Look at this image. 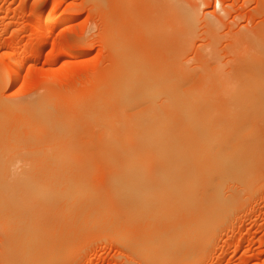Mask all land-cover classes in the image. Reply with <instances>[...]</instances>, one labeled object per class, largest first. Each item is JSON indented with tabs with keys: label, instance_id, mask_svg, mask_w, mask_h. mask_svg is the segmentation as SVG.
Returning a JSON list of instances; mask_svg holds the SVG:
<instances>
[{
	"label": "bare ground",
	"instance_id": "obj_1",
	"mask_svg": "<svg viewBox=\"0 0 264 264\" xmlns=\"http://www.w3.org/2000/svg\"><path fill=\"white\" fill-rule=\"evenodd\" d=\"M174 2L118 0L113 12L115 27L111 29L114 30L110 35L112 39L109 38L114 65L106 72L110 79L114 77L107 83L116 80L114 85L112 83L116 87L99 97L98 104L88 102L83 110L81 107L74 111L68 109V112L57 106L54 113L47 103L34 102L37 105L34 107L31 100L33 107H29L34 112L25 109L21 114L18 108L23 109L22 103L9 104L0 97V132L4 133L6 126L11 128L21 122L29 130L32 128L31 136L25 130V134L29 132L27 140L19 135L23 131L16 126L19 134L15 130L13 133L23 140L20 145L25 142L20 152L26 147L35 159L31 160L30 155L27 160L26 156L23 166L21 160L20 167L12 169L13 158L10 157L16 151L0 153V261L3 264H59L57 259L63 244L75 236L78 225L102 220L111 221L112 229L124 232L127 241L135 246L132 251L149 264H168L166 261L179 253L193 246L198 248L201 242L207 243L208 237L203 241L198 239L209 234L212 222L221 213L235 209L233 207L243 197L242 192L254 183L264 160V92L248 89L254 100L250 105L236 103L242 97L233 98L234 95L220 99L219 88L235 89L238 85L220 80L223 71L220 67V70L215 69L221 65L217 63L219 57L218 60L213 57L216 61L210 63L213 58L209 55L217 51L215 39L214 44L210 42L214 51L208 45L210 52L205 48L206 51L199 54L208 69L201 64V70L196 66L197 72L192 68L190 71L183 57L192 44L187 45L181 38L190 31L198 13L188 0ZM261 31L256 41L258 48L253 43L259 56L252 57L246 65L248 72L258 77L256 83L252 80L247 85L250 88L253 83L254 86L260 83V88L264 85V29ZM257 32L245 36L252 38ZM216 53L212 56L217 57ZM19 60L18 55L11 60L15 82L20 77ZM209 64L213 65L212 70ZM240 69L245 70L242 66ZM235 74L232 72V79L236 78ZM43 95L46 94L40 96ZM220 101L225 103H218ZM26 104L28 102L22 105ZM86 106L92 108L90 114L84 111L88 110ZM80 110L86 112L85 118L88 114V123ZM83 118L90 127L101 128L96 143L100 149L96 150L103 154L104 164H107L103 178L99 177L103 183L92 171L83 174L74 168L68 173L66 170L67 174H59L61 168L74 165L68 146L72 154L78 150L77 143L74 145L73 138L69 137L77 135L74 134L76 129L81 131L80 126L85 124L84 120L81 123ZM40 124L43 129L37 128ZM88 128L85 130L83 126L82 129L87 132ZM12 129L13 126L9 130ZM11 133H8L10 138ZM16 137L13 138L16 140ZM68 139L73 144H69ZM15 140L13 145L19 143V139ZM77 140L79 144L80 139ZM41 141L57 147L53 150L57 158L53 160L60 169L56 168L54 173L44 172L42 166H37L43 164L40 156L45 152L43 149L38 155L39 147L45 146ZM3 147L6 148L5 144ZM11 148L5 150L11 151ZM35 152L37 159L41 158L38 161ZM20 156L22 159V154ZM62 178H66L64 182L58 181ZM196 240L200 243L198 245L197 241V246Z\"/></svg>",
	"mask_w": 264,
	"mask_h": 264
},
{
	"label": "rangeland",
	"instance_id": "obj_2",
	"mask_svg": "<svg viewBox=\"0 0 264 264\" xmlns=\"http://www.w3.org/2000/svg\"><path fill=\"white\" fill-rule=\"evenodd\" d=\"M188 1L190 4H193L198 13L197 17L193 18V25L190 27V31L186 34V36L189 35V38H186V36L181 38L183 39V42H188L187 45L190 46V44H192L190 50L186 49L188 52H185V56L183 57L187 66L189 65L188 67L190 68V71L192 69L194 70V67L196 66L197 69L199 68V70H201L203 67L201 64H204V68L208 69L207 67L209 66H205L206 63L200 59L199 54L202 53L203 50L206 51V49H209L208 51L210 52V48H208L212 44L210 42H213L214 44V41L216 40V47L215 45L214 47L217 50L216 52H218V56H212L216 53L213 52L209 57L211 56V59L213 57L215 59L219 57V60L217 59L219 62L217 61V63H221V65L215 66V69L217 70L218 67H220L221 70H218L223 71L220 74V80L224 83L227 82V84L232 82L238 85L235 89L230 88L231 90L229 88H219L217 93H222L219 94L220 99L227 97L231 98V96L234 95L233 98L242 97L241 100L238 102L236 101V103L253 104L254 100L252 99L251 91H257L262 94L264 92V85L261 86L262 88L259 87L260 83L256 86H254L253 83V88L247 86L250 82L252 83V80H255L256 83L258 77L254 73L252 74L250 71L248 72L246 65H248L254 57L259 56V53L256 50V48H258L256 43L260 39L257 38L260 37L259 31L262 33L261 30L264 29V0ZM117 2L118 0H0V76H3L2 78L5 81L4 83V81H2L3 79L0 77L1 100L18 106L19 104L26 102L30 104L29 102H31V100H33L34 107L40 105L41 102L47 103L48 106L50 105L49 107H51V110L53 108L52 111H55L54 113L57 111L55 110L57 109L55 108L57 106L60 108L62 107L61 110H66L68 112V109L74 111L81 107L83 110L85 108L83 106L87 105L88 102L93 105L98 104V101H100V99L98 100L99 97H101L106 91L116 87V84L115 86H112V83L114 85L116 80L111 82V79L114 77H111L110 79L109 74L107 75L106 72L109 73L114 65L112 62L113 53L111 52L112 43L109 42H112L110 40L112 39L110 38V35L114 31L111 29H114L115 27L113 12L116 10ZM171 2L173 4L175 3L174 0H171ZM34 27H38V30ZM109 30L112 32L110 33ZM253 32H257L259 36L256 35L252 38H246L245 35H249ZM189 42L191 43L189 44ZM254 42L256 48L253 46ZM242 46H244L243 48L246 46L248 48L246 47L245 49H242ZM212 47L213 46L211 45V48ZM237 47L241 48H239L240 51H238L239 49ZM234 49L235 51L233 52ZM212 50L214 51L213 48L211 51ZM236 50L241 53L237 52L234 54ZM17 55L20 59V77L19 81L15 82L11 73V60ZM215 55H217V53ZM214 58L212 60L210 59V63L216 61ZM110 62H112V65ZM215 63L216 62H214V64ZM209 65L212 70L214 68H212L213 65ZM241 66L245 69L244 71L242 69L239 70V67ZM197 69H195L196 72ZM232 72L236 73L235 79L231 78ZM107 80L111 81L107 83ZM102 85L104 87L106 85V89H104ZM244 87H247V90H245L246 88ZM254 87H258L259 89ZM248 89L251 91H248ZM42 93H45L46 95H43V97L40 96ZM57 98H59V101H57ZM92 99H94V102L96 101L95 104L92 102ZM32 102L30 105L26 104L27 108L25 107L26 105L23 106L21 104L23 109L18 108L22 111L21 114L27 109H30L29 106H32ZM34 102H36L37 105ZM58 102H60V105ZM218 103L225 102L220 101ZM92 104H88V106H92ZM88 106H86V109H88ZM90 108L91 107L84 111L89 113L93 106L91 109ZM28 110L27 112H34L33 109H30L32 111ZM82 110H80L81 114L83 113ZM73 111H70L69 113L73 114ZM75 113H77V111ZM85 113H83V117ZM92 113L93 112H91V114ZM85 116L87 118L88 114ZM84 118L82 119V124ZM86 121L88 123L89 119ZM86 121L84 120L85 124L82 125V128L84 126L86 130L88 126L89 128L87 129V132H85L80 126L81 131L76 129V133L74 132V134L77 135H70L69 137L70 139L73 138L72 141L74 145L77 143L78 150H75V153H72L74 155L71 154L72 148H70V145L68 146V154L70 153V159L74 165L67 166L66 168L63 167V169L61 168L59 174L66 173V170L68 173V170L71 171L75 168L76 172L83 174L92 171L94 176L100 181L103 178L102 174L107 167V164H104L105 157H103V154H100L101 152L96 150V148H99L96 143L98 137H100L99 135H101V128L99 127L100 129H98V127H96V129L92 126L95 123L91 124L92 127H90V125L86 124ZM12 126L13 131L9 130ZM15 126L17 129H22V134H19ZM25 126L26 124L22 125L21 122L19 125H11V128L6 126L3 129L4 133H2L3 131L0 132V153H3L4 151L6 154L9 152L11 154L12 151H16L12 153L13 156L9 154V156H12L10 159H14H11L12 161L10 162V168H12L13 165L12 169H17V165H19L18 167H20L21 164V166H23L25 161L24 157H29L32 153L31 151L28 152L26 147L25 149L21 148L22 150L20 152L19 148L25 146L23 145L25 142L21 144L23 145L21 146L20 143H22L23 140H21L18 135L16 137L13 133L16 131V133L22 135L23 138L27 140L28 136H31L30 130H32V128L29 130V127ZM39 126L41 128L43 127V125L40 124L37 125V128ZM93 127L95 130H92ZM25 130L30 132H26V134L29 133L28 136H26ZM77 130H79V132H77ZM8 133H11V138ZM78 133L80 134L79 138H77ZM81 134L85 135L83 136ZM3 137L6 138L3 139ZM13 137H16V140L19 139L17 140L19 143L16 145H13L15 140ZM70 139L67 140L68 143L73 144L70 142ZM75 139H80L79 144L78 140L75 141ZM16 140L15 142H17ZM20 140L22 142H20ZM10 141H12L11 144L13 145V149L11 148ZM41 142L42 143L40 144H44L45 146L43 147L39 144L41 148L39 147L38 155H41L40 152L43 151V149L46 153L44 152V154L40 156L43 164L37 166H42L41 168L42 170H45L44 172L49 171L50 173H54V170H57L56 168L60 169V167L56 166L57 164L54 162L55 160H53L55 159L54 157H56L55 152H53L55 149V146H53L54 143L50 144L46 141ZM3 143L6 148L3 147ZM49 144L51 146H49ZM17 145L20 146L15 148ZM9 148L12 150H5ZM17 149L19 151H17ZM55 150H57V147ZM18 152H20V154ZM22 152L31 153L28 155L24 153L23 155ZM36 153L37 152H35V157L38 161L41 158L37 159L39 156L37 157ZM21 154L22 159L20 158ZM32 156L34 155L32 154L30 157L32 158ZM28 157H26V159ZM30 157L27 160H30ZM31 160L35 159L32 158ZM75 160H77V162H75ZM19 162L21 164H19ZM45 163L48 164L46 165ZM262 164V167H260V170L255 177L256 179L254 180V183L252 182L249 185L251 187L248 186L249 188H246V190L242 192L243 199L241 198L238 204L233 207L235 209L230 208L231 210L228 209V211L223 214L221 213L220 217L212 222L209 234L205 235L206 237L203 236L198 239L201 241L208 237L209 241L207 243L206 241L201 242V245H199V241L196 240L195 246H197L198 241V248H194L193 246L188 250L189 252L183 251L182 253H179L180 255L174 256L173 259L169 258L172 261L170 262V260H167L166 262L168 264H264V160L262 161ZM22 168L23 167L20 169L22 170ZM65 179L66 178H62L58 181L64 182L63 180ZM101 181L100 183H103V180ZM93 215L95 216V214ZM98 215L99 213L96 214V216ZM102 221V223L94 221L93 224L92 222H90V224L85 221L83 222L86 224L80 223L75 236H71L66 240L67 242L65 241V245L63 244L64 250L62 248V253L59 252L61 255H59V257L57 256L58 259L56 258L59 261L58 263L149 264L142 258V256H139L140 254L138 255L137 252L132 251L135 249V246H133V242L127 241L126 235L124 237V232L118 230L120 233L122 232L121 234L119 233L120 236L116 228L113 229L117 232L112 229L114 225L111 221ZM81 225L83 227H81ZM122 236L123 239L121 238ZM124 238H126L127 242ZM128 243H130V245H128ZM0 264H3V262L0 261Z\"/></svg>",
	"mask_w": 264,
	"mask_h": 264
}]
</instances>
